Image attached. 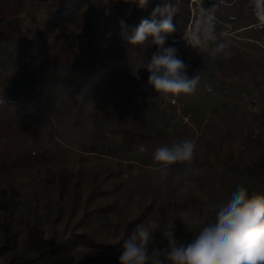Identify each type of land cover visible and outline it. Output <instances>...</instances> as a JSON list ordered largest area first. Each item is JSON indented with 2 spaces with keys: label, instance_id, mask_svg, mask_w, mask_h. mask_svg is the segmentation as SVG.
Listing matches in <instances>:
<instances>
[{
  "label": "trees",
  "instance_id": "1",
  "mask_svg": "<svg viewBox=\"0 0 264 264\" xmlns=\"http://www.w3.org/2000/svg\"><path fill=\"white\" fill-rule=\"evenodd\" d=\"M230 1L150 0L146 9H139L123 0H0V45L9 41L22 43L15 52L5 54L10 65L0 69V100L3 101L0 103V237L3 239L0 264H12L7 253L20 244L34 254L23 259L22 264H40L36 262L37 257L44 254L52 258L47 264H99L94 254L85 257V246L99 248L101 245L115 252L112 264H118L123 241L103 243L95 236L96 226H89L95 219L107 216L113 208L112 203L98 201L102 192L99 186L93 185L85 193L78 181L69 185L64 173L56 171V186L46 190L50 191L45 205L47 211L40 213L30 204L24 209L16 195L20 181L66 162L74 152L104 156L116 163L137 160L144 167L155 166L153 152L156 148L171 147L186 140L188 131L191 140H195L193 127L184 125L181 129L179 123L174 131H169L171 119L155 130L153 113L142 107H139L141 112L152 119V129L132 130L120 124L118 114L101 99L98 90L100 81L108 82L111 89L129 88L121 81L126 71L115 62L101 60L99 46L118 35L121 29L118 16L125 20L126 26L135 27L141 18L150 17L157 5L167 2L174 6L176 31L167 37L165 47L176 48L177 55L182 54L180 42L196 12L193 13L191 3L198 5L196 9L206 15L235 24L236 29L253 28L256 33H264V28L257 27L254 0ZM25 19L38 22L35 42L26 39ZM224 41L215 40L209 47ZM228 45L230 54L227 56L213 57L206 52L203 57L198 51L188 75L194 76L207 68L208 57L209 67L223 70L224 75L218 83L210 79L214 89L219 83L222 87L231 72L249 83L253 82L250 78L260 76L254 79L259 85L264 80L261 64L246 57L232 44ZM37 63H52L56 72H39ZM104 68H113L117 82L113 83L105 75ZM129 76L138 88L139 81L133 74ZM148 76L147 70L142 68L139 80H148ZM243 88H246L245 83ZM148 103L149 107L156 106L153 101ZM142 146L146 149L143 152L140 151ZM257 152L253 151L257 157L254 161L263 167L262 154ZM112 172L122 174V170ZM41 181L47 184L49 180L41 176ZM261 182V185H251L246 181L244 188L250 193H264V169ZM158 189L160 186L155 192ZM166 194L158 208V221L162 227L169 222L175 223L177 243H186L196 234V228L191 223L185 225L176 215L184 211L177 202L179 197L170 192ZM215 204L217 202H211L209 206L211 219H214ZM43 214L45 219H42ZM143 215L141 211L123 223L125 238L143 220ZM206 221L204 218L202 224ZM40 222L47 228L51 224L53 228L44 233L46 227L41 228ZM60 223L64 224L62 228ZM148 247L150 254L153 249L167 247L159 230Z\"/></svg>",
  "mask_w": 264,
  "mask_h": 264
},
{
  "label": "rangeland",
  "instance_id": "2",
  "mask_svg": "<svg viewBox=\"0 0 264 264\" xmlns=\"http://www.w3.org/2000/svg\"><path fill=\"white\" fill-rule=\"evenodd\" d=\"M192 5L194 8L197 6L194 3ZM195 11L193 29L198 24L203 29L204 24L211 19L214 24L216 40L223 39L224 42L232 44L246 57L256 60L264 68V33H256L253 28L236 29L237 26L233 23H223L196 8ZM116 19L119 24L121 20H124L119 16ZM37 24L36 21L25 19L24 27L27 40L36 41ZM121 32L122 27L113 41L110 40L107 44L99 46V57L101 60L119 64L126 71V74L122 75L121 81L129 88L125 90L113 87L111 89L108 82L100 81L99 96L109 107L114 108L120 124L123 126L132 130L147 131L152 129V119L146 113L141 112L139 107H142L153 113L156 121L155 130L163 126L165 120H162L161 117L163 118V114L166 113L167 118L172 121L168 130L174 131L179 122L174 119L171 112L160 110L157 106L149 107L148 102H155L152 87L148 85V80H139L142 69L137 74L131 71ZM21 45L22 43L14 41H9L4 46L0 45L1 70L10 65L5 54L15 52L19 47H22ZM154 51L156 50L154 49ZM206 60H208V67L204 68L202 73L204 71L212 73L213 77L209 75L210 78L217 80L218 83L224 76L223 70L218 71L215 66L209 67V58L207 57ZM35 66L38 67L39 72H56V67L52 63H37ZM104 73L112 79L113 83L117 82L118 79L113 76V68H104ZM129 74H133L136 81H139L138 88H135L137 84ZM257 78L260 76L250 78L253 82L249 83L244 79L239 80L236 74L231 72L222 87L219 83L217 89L207 90L212 91L214 100L211 102L209 98L206 106L196 112L194 117L197 127V129L193 128L196 156L190 165L174 164L164 171L157 165L144 167L137 160L116 163L104 156L74 152L66 162L48 167L36 175L21 180L16 195L24 209L30 204L35 211L45 213L47 211L45 205L49 197L47 194L50 192L46 190H52L56 186L54 179L56 171L64 173V180L69 185L78 181L85 193L91 186H99L102 192L98 201L112 203L113 208L107 216L95 219L94 223H90L89 226H96L94 233L99 241L117 243L125 239L123 223L127 219L137 216L141 211L144 212V215L140 223L149 218L159 220L158 208L162 199L166 197V193L170 192L172 196L179 197L177 202L188 213V219L197 232L203 226L204 218L208 221L212 220L208 216L211 202L219 203L221 200H227L230 193L237 186L244 187L246 181L251 185H261L262 183L264 166L259 167L258 163H255L254 159L257 157L253 153L255 149L261 153L264 164V80L256 85L257 80L254 81V79ZM244 83L246 88H243ZM130 84L134 86L130 87ZM206 93L208 98L210 93ZM199 114L203 116L201 120L197 117ZM180 128H184V125L181 124ZM187 133V139L191 140L190 131ZM119 170H122L121 175L112 172ZM41 176L49 180L47 184L41 181ZM159 186L160 189L155 192ZM155 193H158L157 196ZM147 205L150 207L145 210ZM45 218V214H43L42 219ZM63 225V223L59 224L61 228ZM44 226L46 227L44 233L53 228L51 224L47 228L45 223L40 222V227L44 229ZM81 228H84V225H81ZM2 241L3 239L0 237V244ZM98 247L85 246V257L94 254L99 264H112L115 252L102 245ZM28 255L34 254H30V250L22 244L15 246L7 253L12 264H22V260ZM51 260V256L44 254L38 256L36 262L47 264ZM2 261L0 256V262Z\"/></svg>",
  "mask_w": 264,
  "mask_h": 264
},
{
  "label": "clouds",
  "instance_id": "3",
  "mask_svg": "<svg viewBox=\"0 0 264 264\" xmlns=\"http://www.w3.org/2000/svg\"><path fill=\"white\" fill-rule=\"evenodd\" d=\"M123 2L146 9L150 0ZM254 5L257 27L264 28V0H254ZM173 15L174 6L167 2L157 5L151 16L141 18L135 27L126 26L123 20L120 24L121 35L132 49H143L151 38L157 51L151 54L146 64L140 60L135 62V67L147 70L148 85L160 98L175 102L178 97L194 95L201 77L198 73L189 76L188 65L178 57L177 49L165 47L167 37L176 31ZM214 31V24L209 19L202 31L198 24L194 30L186 33V38L192 47L206 51L213 57L229 55L226 42L216 43L211 48L208 46L216 40ZM135 55L142 56L143 53L141 51ZM145 150L143 146L140 149L141 152ZM195 156L196 142L186 139L171 147L156 148L153 161L166 171L174 164L190 165ZM214 210V219L206 221L186 243H177L175 223L169 222L162 227L158 220L149 218L136 225L123 240L118 264H165V261L167 264H264V193H250L246 188L237 186L227 200L214 205ZM176 215L185 225L190 223L186 211ZM158 230L167 241V247L163 250L153 249L150 254L149 242Z\"/></svg>",
  "mask_w": 264,
  "mask_h": 264
},
{
  "label": "built area",
  "instance_id": "4",
  "mask_svg": "<svg viewBox=\"0 0 264 264\" xmlns=\"http://www.w3.org/2000/svg\"><path fill=\"white\" fill-rule=\"evenodd\" d=\"M235 1H237V0H231L229 3H233ZM191 2L199 3L200 0H191ZM196 7H198V5ZM191 8H192V11L194 13L195 8L192 5V3H191ZM192 30H194V29L192 27V19H191L190 22L188 23L187 30H186V32H185V34L182 37L181 42H180L182 54L178 55V57L181 58L185 62L186 65H188L187 74H188V71L190 70V68L192 67L193 60L195 59L196 53L198 51L203 55V57H206V51H204V52L200 51L198 48H194L188 43L187 38H186V33L190 32ZM202 30L203 29H201V31ZM152 53H153V45H150V47L148 49V58L146 61L150 60ZM212 88H213L212 83H206L205 84L206 90H212ZM152 90H153V88H152ZM153 98H154L155 104L158 107V109H160V110H163V109L171 110V112L174 116V119L177 122H179L182 125H187V126H190V127L197 129L196 124L194 122V112L192 109H189L187 107L186 98L184 96L178 97L175 99V102H172L171 100H165V99L160 98L158 96V94L153 90Z\"/></svg>",
  "mask_w": 264,
  "mask_h": 264
},
{
  "label": "crops",
  "instance_id": "5",
  "mask_svg": "<svg viewBox=\"0 0 264 264\" xmlns=\"http://www.w3.org/2000/svg\"><path fill=\"white\" fill-rule=\"evenodd\" d=\"M202 29V28H201ZM151 45H153V44H151ZM154 49L157 51V48H155V45H153V53L155 52L154 51ZM148 61H146L145 62V64L147 63ZM141 69H142V67H141ZM140 69V70H141ZM139 70V71H140ZM197 74V73H196ZM195 74V75H196ZM199 75H200V77H201V80H200V85H199V87H198V89H197V91H196V93L194 94V95H192V96H190V97H185L186 98V102H187V107L189 108V109H192L193 110V112H194V117H195V115H196V112H198L202 107H204V106H206V104H207V100L210 98V101L212 102L214 99H213V96H212V91L210 92V91H207L206 89H205V84L206 83H211L210 82V76L209 75H211L209 72H204V73H202V72H200V73H198ZM213 85V84H212ZM206 92H208V93H210L209 94V97L207 98V93ZM194 109H195V111H194ZM163 111H169V112H171V110H169V109H164ZM172 113V112H171ZM200 120L203 118V116H201L200 114H199V116H197ZM161 119L162 120H167V119H170V118H167V115H166V113L165 114H163V118L161 117Z\"/></svg>",
  "mask_w": 264,
  "mask_h": 264
},
{
  "label": "bare ground",
  "instance_id": "6",
  "mask_svg": "<svg viewBox=\"0 0 264 264\" xmlns=\"http://www.w3.org/2000/svg\"><path fill=\"white\" fill-rule=\"evenodd\" d=\"M124 44L126 45V49H127L126 54H127L128 61H129V63H128L129 67L133 73L137 74L139 72V70L141 69V67L137 69L135 67V62H139L140 60H142L143 63H145V61L148 58V49H149L150 45L152 44L151 38H149V40L145 43V45L143 46V49H140V48L132 49L126 44L125 40H124ZM141 51L143 53L142 56L135 55L136 53H140Z\"/></svg>",
  "mask_w": 264,
  "mask_h": 264
}]
</instances>
